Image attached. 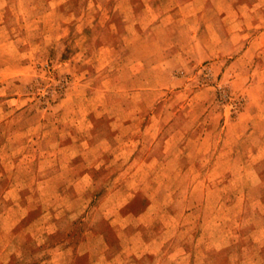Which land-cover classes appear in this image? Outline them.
<instances>
[{
	"label": "rangeland",
	"instance_id": "rangeland-1",
	"mask_svg": "<svg viewBox=\"0 0 264 264\" xmlns=\"http://www.w3.org/2000/svg\"><path fill=\"white\" fill-rule=\"evenodd\" d=\"M0 264H264V0H0Z\"/></svg>",
	"mask_w": 264,
	"mask_h": 264
}]
</instances>
